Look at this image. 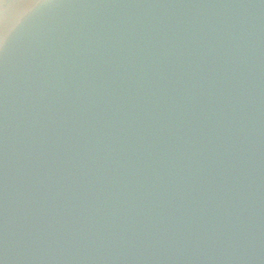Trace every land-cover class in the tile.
Masks as SVG:
<instances>
[{
	"label": "water",
	"instance_id": "obj_1",
	"mask_svg": "<svg viewBox=\"0 0 264 264\" xmlns=\"http://www.w3.org/2000/svg\"><path fill=\"white\" fill-rule=\"evenodd\" d=\"M0 264H264V0L0 23Z\"/></svg>",
	"mask_w": 264,
	"mask_h": 264
},
{
	"label": "rangeland",
	"instance_id": "obj_2",
	"mask_svg": "<svg viewBox=\"0 0 264 264\" xmlns=\"http://www.w3.org/2000/svg\"><path fill=\"white\" fill-rule=\"evenodd\" d=\"M26 0H11L9 2L0 0V23H6L13 12H15Z\"/></svg>",
	"mask_w": 264,
	"mask_h": 264
},
{
	"label": "trees",
	"instance_id": "obj_3",
	"mask_svg": "<svg viewBox=\"0 0 264 264\" xmlns=\"http://www.w3.org/2000/svg\"><path fill=\"white\" fill-rule=\"evenodd\" d=\"M5 1L9 2V1H11V0H5Z\"/></svg>",
	"mask_w": 264,
	"mask_h": 264
}]
</instances>
